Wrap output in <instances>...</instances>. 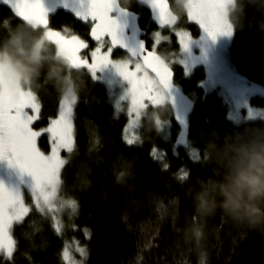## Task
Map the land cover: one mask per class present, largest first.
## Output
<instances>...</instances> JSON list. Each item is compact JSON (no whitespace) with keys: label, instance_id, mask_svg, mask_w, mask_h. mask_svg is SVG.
I'll return each instance as SVG.
<instances>
[{"label":"trees","instance_id":"trees-1","mask_svg":"<svg viewBox=\"0 0 264 264\" xmlns=\"http://www.w3.org/2000/svg\"><path fill=\"white\" fill-rule=\"evenodd\" d=\"M118 2L139 15V26L150 47V36L158 29L150 23L149 13L133 0L128 4ZM168 3L179 20L176 28L197 37L199 28L187 21L183 0ZM239 4L241 10L231 18L228 14L233 26L227 49L229 64L244 82L264 87V0H239ZM50 19L52 28L68 26V34H79L89 41L90 25L63 11ZM38 35L8 9L0 7V52L23 60V53L32 51ZM89 44L90 48L94 45ZM44 46L39 54L41 75L30 87L21 86L39 96L41 119L34 128L46 126L58 114L61 93L46 79L50 67L58 66L61 76L69 77L78 93L79 99L72 103L76 150L62 170L59 191L78 203L73 221L77 229L91 233L86 240L88 254L84 264H196L197 250L185 242L183 234L194 221L205 225L204 247L209 253V264H264V220L233 221L219 207L214 217L205 218L195 211L196 193L204 187H217L216 199L220 203L218 186L231 174L242 145L264 143V98L250 100L251 105L262 110L263 118L235 122L229 118L224 100L202 89L204 73L200 66L185 75L182 67L166 62L174 71V83L193 102L187 120L189 149L175 147L177 155H172L155 124L156 119L168 121L174 135L176 127L170 109L147 102L139 130L143 143L129 147L122 139L126 118L114 117L106 86L94 81L84 69L69 68L56 55L53 45ZM156 51L165 61L178 57L177 40L171 36ZM122 56L121 52H114V58ZM2 99L0 83V103ZM154 146L168 154L171 166L167 171L150 156ZM39 147L48 151L46 136L39 140ZM181 165L187 168L182 181L177 179ZM120 173L126 175L118 182ZM25 200L26 205L32 201L28 193ZM258 205L264 210V201ZM13 234L18 241L14 264H65L60 256L62 237L49 219L33 211L23 226H14Z\"/></svg>","mask_w":264,"mask_h":264},{"label":"snow or ice","instance_id":"snow-or-ice-1","mask_svg":"<svg viewBox=\"0 0 264 264\" xmlns=\"http://www.w3.org/2000/svg\"><path fill=\"white\" fill-rule=\"evenodd\" d=\"M141 2L151 8L158 24V30L151 34L154 38H151L150 47L144 40L134 44L128 42L122 18L127 17L129 11L122 9L118 0H59L76 20L90 25L88 36L95 43V47L90 48L89 41L79 34L66 35L70 31L68 26L61 29L51 27L53 9L46 7L44 0H0V4L9 7L14 18L45 28L46 36L55 41L65 59L74 67L86 68L94 81L101 80V74L110 67L126 82L116 110L126 111L127 121L122 130V139L129 147L143 143V138L137 134L139 113L146 102L149 105L159 102L161 87L168 91L173 104L176 102L173 94L174 71L159 58L156 51L167 42V38L161 39L160 30L175 24V17L170 13L168 0ZM230 3L231 0H189L188 20L197 23L206 38L212 41L218 36L231 37L233 26L227 20L226 11ZM174 34L184 54L181 66L190 68L193 61L191 46L196 41L188 32L174 31ZM117 49L122 50L123 58H114ZM27 109L31 110V114ZM73 110V104L63 101L57 118H51L46 127L35 129L33 125L41 119V103L36 96L22 95L16 102L5 100L0 103V163H6L8 168L16 170L18 174V183L15 185L9 186L0 180V264H14L18 241L13 228L23 226L33 211L38 214L44 212L43 208L38 207L41 198L47 207V218L53 222L57 235L63 230L60 214L66 210L73 215L77 212L78 203L75 199H65L59 206L54 203L63 183L62 170L69 164V159L62 157L61 152L70 156L76 150ZM249 114H252L251 109ZM173 119L181 128L177 143L187 147V124L177 108ZM45 136L50 149L47 154L39 147V140ZM150 156L161 163L165 171L170 168L168 154L159 147L154 146ZM25 176L30 179L24 180ZM186 176L187 168L181 165L177 179L182 181ZM25 189L32 198L31 207L25 204ZM72 227L76 229L75 225ZM85 235L88 239L91 237L87 230ZM75 243L76 251L86 257L87 249L80 247L78 241ZM62 259L65 264H78L67 242Z\"/></svg>","mask_w":264,"mask_h":264},{"label":"rangeland","instance_id":"rangeland-1","mask_svg":"<svg viewBox=\"0 0 264 264\" xmlns=\"http://www.w3.org/2000/svg\"><path fill=\"white\" fill-rule=\"evenodd\" d=\"M188 3H189V0H183V5H184L187 21L189 23L195 24L199 28L198 36L195 38L192 37L196 41L191 46V53H192L193 61L190 64V68L185 69L183 66H181L180 62L183 59L184 54L182 53L181 48H179V45H178V54H179L178 57H173L172 59L169 58L166 62H168L169 64L174 63L182 67L185 75H189L195 67L200 66L204 73V76H203L204 80L201 83L202 89L204 90L205 93H213L215 95L220 96L224 100V103L227 107L228 116L231 120L235 122H247V121L258 120V119L263 118L262 110L259 107L251 105L250 100L254 97L264 98V87L258 84H250V83L244 82L234 72L233 68L229 64V60L227 56V49H228L232 36L231 37L218 36L215 41H212L211 39L206 38L205 34L202 32L199 25L195 23L194 21L188 20V16H187ZM231 3H232V0H231ZM230 4L228 5L227 10H226L227 20H228ZM174 31H184V30L180 28H175L173 29V31H170L168 34H162L161 39L163 40V38H167V41H168V39L171 36H173L177 40V37L175 36ZM184 32H187V31H184ZM66 35H70V34L66 33ZM150 37L154 38L153 36H150ZM201 37H205V38L201 39ZM46 44H51L54 46L56 55L60 59H62L69 68L84 69L90 75L89 71L86 68L72 66L65 59V56L61 52L59 46L55 43L54 40L46 36V30L43 29L39 31L37 41L33 45V48L37 47V48L42 49V47ZM94 47L95 45L92 48ZM123 57L124 55L120 58H123ZM101 76H102V79L97 82L105 85L106 88L108 89L109 98L111 101L114 117L117 118L118 116H124L127 121L126 111L117 112L116 110V105L117 103L121 102L120 97L124 94L126 82L122 81V79L118 76V74H116L115 71L111 69L110 67L105 69V71L101 74ZM0 83H2V86H3L4 101L8 100L10 102H16L21 98L22 95L31 94L29 90L24 89L21 86V84L19 83L18 77L10 69V67L5 64H0ZM159 92L161 95V99L159 100V102L154 104V106L156 107H162L168 104L167 97L164 91L160 88ZM63 101H67L71 104L74 102V100H70L66 97L60 98L58 114L60 110V103ZM125 109H126V105H125ZM249 109L252 110L251 115L249 114ZM142 110L143 108L140 110L139 118L137 120V123H138L137 134L138 135H139V130H140ZM27 111L29 112V114H31L30 109H27ZM57 116L55 118H57ZM126 121H125V125H126ZM72 122H73V117H72ZM155 124H156V129L161 134L163 140L168 142L171 148L172 155L176 156L177 151L175 147H177V145L175 143V140L177 137V131L173 135V133L171 132V128H170L171 125L168 121H161V120L156 119ZM46 126H43V127H46ZM40 128L42 127H36L35 129H40ZM73 133H74V128H73ZM46 139H47V136H46ZM47 144H48V140H47ZM187 149H189L188 146H187ZM49 150L50 149H49V144H48V151L46 152L44 151V152L47 154ZM61 155L62 157H65L69 159L70 161L73 154L69 156V154L65 152H61ZM23 179L29 180L30 178L25 176L23 177ZM0 180L4 181L5 184L9 186H12L18 183V174L16 170L8 168L6 163H0ZM59 190L57 191L56 196L54 198V203L57 206L61 205V203L65 199H69V198L63 197L60 194ZM26 192L28 193L27 189H25L24 196L27 195ZM28 195L30 196L29 193ZM29 204H30L29 207H31V202L27 203V205ZM38 207L44 209V212H42L40 215L51 221L50 218H47V207L42 198L39 200ZM74 216L75 214L73 215L69 213L67 210L60 214V220H61V223L63 224V230L60 235L63 241V248L65 247V244L67 242V245L70 248L73 259L77 261L78 264H80V262L84 264L87 256L82 257L80 253L76 251L77 245L75 242L78 241L80 247H85L87 249L86 240L88 238L85 235L86 229H77V227L75 230L73 229L72 226L75 225L73 223ZM51 224L53 226L52 221H51ZM62 251L63 249H61V252H60L61 259H62Z\"/></svg>","mask_w":264,"mask_h":264},{"label":"clouds","instance_id":"clouds-1","mask_svg":"<svg viewBox=\"0 0 264 264\" xmlns=\"http://www.w3.org/2000/svg\"><path fill=\"white\" fill-rule=\"evenodd\" d=\"M128 4L131 0H122ZM241 10L239 0H232L229 6V17ZM46 47V46H44ZM40 48L34 47L31 52L23 53L24 59H15L7 52H0V64H5L18 77L19 83L27 88L41 75ZM61 69L52 66L46 73V79L61 93V98L78 100L79 96L67 76H61ZM37 99L39 96L37 94ZM125 173H120L118 182L123 180ZM222 197L217 203V187H204L195 196V211L202 217H214L217 208H221L226 217L233 221L257 223L264 220V210L258 202L264 201V143L242 145L237 150L231 174L226 181L218 186ZM197 220L199 217L196 218ZM186 243L192 244L197 250L196 264H209V253L204 247L207 240L205 225L194 221L183 230Z\"/></svg>","mask_w":264,"mask_h":264},{"label":"water","instance_id":"water-1","mask_svg":"<svg viewBox=\"0 0 264 264\" xmlns=\"http://www.w3.org/2000/svg\"><path fill=\"white\" fill-rule=\"evenodd\" d=\"M133 1L140 8L146 10L149 13L150 23L156 29H158V24L156 23L155 19L153 18V13H152L151 8L147 4L142 3L141 0H133ZM44 2H45L46 7H49L51 9H53V11L51 13V16H54L58 11H63L65 14L71 15L72 18L74 20H76L74 15L72 14V12L70 10L64 9V7L59 3V0H44ZM118 5L120 6L119 2H118ZM0 7L6 8V9H8L10 11L9 7L5 6L3 4H0ZM121 8L122 9H126V8H123V7H121ZM128 11H129V14H128L127 17L122 18V23L125 24V32H126V35H127L128 42L130 44H134L138 40H144V37H145L146 33L139 26V15L137 13H135V12L130 11V10H128ZM10 13H11V11H10ZM170 13H171V15L173 17H175V20H176L175 24L169 25V26H167L166 28H164V29H162L160 31H170V30H172L173 28H175L178 25V22H179L178 17L173 14L171 9H170ZM16 20H18L22 25H24L26 28H28V29H30V30H32L34 32L35 31H41V30L45 29L42 26L34 25L33 23H31V22H29L27 20H21V19H16ZM76 21H78V20H76ZM78 22H80V21H78ZM80 23H82V22H80ZM82 24H85V23H82ZM88 39H89V41L91 43H94V42L91 41L89 36H88ZM116 51H119V52H121L124 55L122 50L117 49ZM157 55L159 56L158 53H157ZM159 58L165 64H167L166 61L162 57L159 56ZM174 85H175V88H174V93L173 94H174L175 100H176L175 104H173L172 98L169 95L168 91L166 89L162 88V87H161V89L166 94V97H167L168 102H169V107H170V109L172 111L173 116H174V114L176 112V108H177V111L181 113V115L184 117L185 122L187 124L188 117H189V115H190V113L192 111V106H193L192 105V101L183 93V91L179 87H177V85L175 83H174ZM173 122H174L175 126L179 129V132H180L181 128H180L179 123L175 119H173ZM186 131H187V140H188V129H186ZM177 140H178V138H177ZM177 145L179 147L184 146V145H179L178 143H177Z\"/></svg>","mask_w":264,"mask_h":264},{"label":"bare ground","instance_id":"bare-ground-1","mask_svg":"<svg viewBox=\"0 0 264 264\" xmlns=\"http://www.w3.org/2000/svg\"><path fill=\"white\" fill-rule=\"evenodd\" d=\"M127 10H129V9H127ZM131 11V10H130ZM132 12H134V11H132ZM177 27V26H176ZM175 27V28H176ZM175 28H173V29H175ZM28 29V28H27ZM173 29L172 30H170V31H173ZM32 31V30H31ZM170 31H168V32H170ZM34 32V31H33ZM35 32H39V31H35ZM37 41V38H36V40L34 41V44H35V42ZM90 42V41H89ZM91 43V42H90ZM92 44H94L95 45V43H92ZM93 45V46H94ZM191 100V99H190ZM167 101H168V99H167ZM192 101V100H191ZM192 105H193V102H192ZM167 106L169 107V102H168V104H167ZM193 107V106H192ZM169 109H170V107H169ZM170 112H171V116H172V120H173V114H172V111H171V109H170ZM174 123V122H173ZM175 125V124H174ZM176 127V126H175ZM176 131H177V137H176V142H177V138H178V135H179V129L176 127ZM175 142V143H176ZM187 143H188V140H187ZM176 145H177V143H176ZM177 147H179L178 145H177ZM182 147H184V146H182ZM182 147H180V148H182Z\"/></svg>","mask_w":264,"mask_h":264}]
</instances>
